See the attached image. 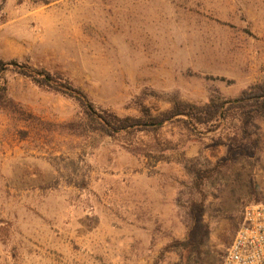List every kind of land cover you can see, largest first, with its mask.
<instances>
[{
  "label": "rangeland",
  "instance_id": "374dc122",
  "mask_svg": "<svg viewBox=\"0 0 264 264\" xmlns=\"http://www.w3.org/2000/svg\"><path fill=\"white\" fill-rule=\"evenodd\" d=\"M0 59L59 74L122 117L233 100L264 81V0H0ZM2 83L14 105L0 110V264H181L196 227L191 264H221L245 207L264 203L262 121L249 127L257 151L199 193L185 167L223 162L236 118L107 135L82 127L71 98L11 71Z\"/></svg>",
  "mask_w": 264,
  "mask_h": 264
},
{
  "label": "trees",
  "instance_id": "16d2710c",
  "mask_svg": "<svg viewBox=\"0 0 264 264\" xmlns=\"http://www.w3.org/2000/svg\"><path fill=\"white\" fill-rule=\"evenodd\" d=\"M6 71H11L30 80L39 88L75 100L83 109L84 121L82 127L87 131H97L107 135L150 132L172 123H179L191 131H195L197 128H207L208 131H215L223 125V121L227 118H236L239 121L241 135L229 138L230 147L223 162L216 163L210 170L203 171L185 167L188 173L194 175L193 188L199 193L201 192L200 186L215 175L214 178L217 180V175L222 174L223 169L236 155L248 158L258 149L257 139H252L253 134L249 127L255 121L264 122V81L247 87L239 97L233 100L212 97L206 103L198 105L173 99L171 100V107L165 111L153 114L146 106H142L139 116L122 117L100 107H95L83 91L59 74L42 69H33L16 60L4 61L0 59V77ZM13 105L11 98L7 95V88L2 83L0 85V110ZM250 150L252 153H250ZM240 176L242 175L237 173L236 180H240ZM245 177L246 185L249 187L252 185L248 190V196L253 197L252 173L249 172ZM189 212L191 215V211ZM199 233L197 227L193 228L190 230L187 241L179 244L181 264H191L194 258L197 260L200 256L204 237Z\"/></svg>",
  "mask_w": 264,
  "mask_h": 264
},
{
  "label": "built area",
  "instance_id": "2783aa9c",
  "mask_svg": "<svg viewBox=\"0 0 264 264\" xmlns=\"http://www.w3.org/2000/svg\"><path fill=\"white\" fill-rule=\"evenodd\" d=\"M221 264H264V203L245 207Z\"/></svg>",
  "mask_w": 264,
  "mask_h": 264
}]
</instances>
